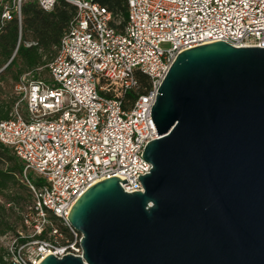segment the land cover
<instances>
[{"label":"built area","instance_id":"obj_1","mask_svg":"<svg viewBox=\"0 0 264 264\" xmlns=\"http://www.w3.org/2000/svg\"><path fill=\"white\" fill-rule=\"evenodd\" d=\"M25 1L11 0L1 19L20 23ZM36 1L51 11L58 0ZM65 1L76 11L47 78L24 73L14 86L17 100L0 119V143L22 162L33 214L24 219L30 233L17 231L24 242L15 236L0 246L8 264H38L49 253L82 257V233L68 214L95 183L116 176L127 179L119 182L125 192L143 191L139 175L152 169L143 152L159 138L151 108L180 52L216 41L264 47V0H126V17L95 0ZM137 71L148 77L145 86ZM50 214L70 239L58 242L63 233ZM44 232L47 238H39Z\"/></svg>","mask_w":264,"mask_h":264},{"label":"water","instance_id":"obj_2","mask_svg":"<svg viewBox=\"0 0 264 264\" xmlns=\"http://www.w3.org/2000/svg\"><path fill=\"white\" fill-rule=\"evenodd\" d=\"M151 117L143 191L89 187L68 214L82 257L38 264H264V47L180 52Z\"/></svg>","mask_w":264,"mask_h":264},{"label":"trees","instance_id":"obj_3","mask_svg":"<svg viewBox=\"0 0 264 264\" xmlns=\"http://www.w3.org/2000/svg\"><path fill=\"white\" fill-rule=\"evenodd\" d=\"M95 1L106 6L114 14L126 17V0ZM10 4L11 0H0V68L4 65L1 72L5 71V73H8L12 67L18 68L15 73L10 75V79L16 84L24 73L33 72L37 67H42L47 71L46 65L52 59L55 47L76 10L72 4L65 0H58L51 11L43 10L36 0H26L21 4V21L19 23L17 17H12L9 20L1 19L4 6H10ZM25 41H34L36 44L26 46ZM11 57L12 59L8 63ZM136 74L145 86L148 77L140 71H137ZM37 76L39 75H36L35 72L34 77ZM13 104V100L0 101V119L8 116ZM22 168V162L10 149L0 143V194L5 200L0 204V234L15 230L5 219L6 212L22 202L25 203L31 197L28 187L25 183H20L16 177L17 174L21 176ZM7 204H10V207H7ZM49 218L52 221H58L51 214ZM58 228L66 238H71L65 227L58 225ZM15 235L19 238V242L25 241L17 232ZM47 236V232H44L39 238H47ZM4 255L5 251L3 247H0V264H8Z\"/></svg>","mask_w":264,"mask_h":264},{"label":"rangeland","instance_id":"obj_4","mask_svg":"<svg viewBox=\"0 0 264 264\" xmlns=\"http://www.w3.org/2000/svg\"><path fill=\"white\" fill-rule=\"evenodd\" d=\"M4 66V65H3ZM3 66L0 69H3ZM18 68L12 67L8 73H5V71L1 72V78H0V101L5 100V101H16L18 98V95L14 89L15 84L12 82L10 79V75L12 73H15V71ZM5 73V74H3ZM32 73H35L33 71ZM38 74V73H36ZM39 76L43 78H47V71L44 69H41L39 71ZM17 179L20 180V183H24L22 177L17 174ZM28 177L30 179L33 178L32 173L28 174ZM5 200L3 196L0 194V204L4 203ZM32 205V196L26 201L25 203L22 202L19 205H16L13 207L12 210H9L6 212L5 219L14 227L15 230H10L7 231L4 234H0V237H2L3 241H0V246L7 245L8 243H11V241L15 238V234L17 231L22 232L23 234L30 233L31 231V226L30 224H26L24 219L25 217H29V220L33 219V214L31 213L30 206ZM7 207H10V204H7ZM54 226L58 228V225L63 227L59 221H52ZM63 239H65V235L63 234L62 237H58L57 240L58 242H62Z\"/></svg>","mask_w":264,"mask_h":264},{"label":"bare ground","instance_id":"obj_5","mask_svg":"<svg viewBox=\"0 0 264 264\" xmlns=\"http://www.w3.org/2000/svg\"><path fill=\"white\" fill-rule=\"evenodd\" d=\"M51 254V253H50Z\"/></svg>","mask_w":264,"mask_h":264}]
</instances>
